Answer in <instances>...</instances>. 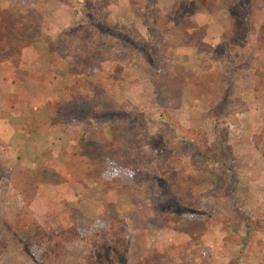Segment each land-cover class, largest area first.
<instances>
[{
    "label": "rangeland",
    "instance_id": "374dc122",
    "mask_svg": "<svg viewBox=\"0 0 264 264\" xmlns=\"http://www.w3.org/2000/svg\"><path fill=\"white\" fill-rule=\"evenodd\" d=\"M96 1L0 0V264H42L19 218L75 232L61 264L121 227L108 264H264V3Z\"/></svg>",
    "mask_w": 264,
    "mask_h": 264
},
{
    "label": "trees",
    "instance_id": "16d2710c",
    "mask_svg": "<svg viewBox=\"0 0 264 264\" xmlns=\"http://www.w3.org/2000/svg\"><path fill=\"white\" fill-rule=\"evenodd\" d=\"M262 3H264V0H261ZM95 3L102 8L103 2L101 0H97ZM142 46L147 49L150 57V63L153 67V72H157L158 70L164 71L165 68H168L169 61H167V57H159L157 54L158 51L154 47H152L151 44H142ZM117 74L120 72H123V67H118L116 69ZM154 72V75L156 73ZM116 78L117 75H116ZM77 86L73 87L71 89L72 93L74 92V89H76ZM95 89L97 92L102 91L103 88L100 84L95 85ZM65 178L55 169L43 166L42 168L39 167L34 173H28L24 170H20L17 176H15L14 181L12 182L13 187L19 192L20 196L22 197L24 201L23 210H27L29 207L33 205V202L35 201V196L38 188L39 183L43 184H50V185H60L64 182ZM221 184V185H220ZM219 184V190L224 187L223 183L220 182ZM245 222L247 224L248 229H251L252 222L246 220ZM28 219H17L14 225V229L16 227V231H13L12 227L7 225V231L11 233L12 235H16L18 230L24 231L26 235L28 236L29 243L31 244H40L42 242L47 243L48 248L47 250L42 254V264H61V256L64 250H66V243L68 242L67 237H70V235H74L75 232L72 231H64L61 233H53V231H45V229L41 226V224L38 221H32L31 223L27 221ZM12 230V231H11ZM120 232L113 233L111 237H108L107 234H101L100 241L97 243H93L96 248H99V256L101 257H92L94 258L93 264H108L105 252H108L111 248V245L115 246L118 251L123 247L125 244L126 237L125 236V229L120 228ZM124 233V235H123ZM91 239V238H90ZM110 239V241H108ZM94 240V237L92 238ZM91 240H89L90 242ZM121 244V247L118 246V244ZM128 243L126 241V244L124 246V251H126L128 248ZM123 255L120 251L114 254L115 256ZM112 261V263L109 264H128L126 261V258H122L121 260L118 259Z\"/></svg>",
    "mask_w": 264,
    "mask_h": 264
},
{
    "label": "crops",
    "instance_id": "0c3cea01",
    "mask_svg": "<svg viewBox=\"0 0 264 264\" xmlns=\"http://www.w3.org/2000/svg\"><path fill=\"white\" fill-rule=\"evenodd\" d=\"M194 36H195V34H194ZM196 42H198V39L196 40ZM183 48H185V46H183ZM182 48V49H183ZM200 49V46H199V44H196L195 45V47L194 46H192V49L190 48V47H188V49H190L191 51H196V49ZM187 49V48H186Z\"/></svg>",
    "mask_w": 264,
    "mask_h": 264
}]
</instances>
